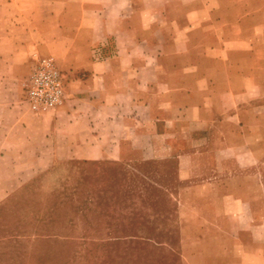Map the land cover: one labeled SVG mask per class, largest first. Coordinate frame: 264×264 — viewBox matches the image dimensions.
<instances>
[{
    "label": "crops",
    "instance_id": "1",
    "mask_svg": "<svg viewBox=\"0 0 264 264\" xmlns=\"http://www.w3.org/2000/svg\"><path fill=\"white\" fill-rule=\"evenodd\" d=\"M154 1L0 0V78L7 84L0 87V126L12 129L22 120H17L19 87L14 84L31 55L55 57L66 73L65 97L55 111L38 118L44 124L46 156L174 159L176 200L187 209L188 236L194 229L193 237L202 243L194 259L188 252L187 264H264V184L237 180L235 174L242 172L235 173L225 158L227 144L242 139L235 125L242 122L236 118L244 109V91L228 90L217 82L221 73L199 66L147 70L153 60L162 66L163 42L171 59L190 60L191 47L198 45L202 55L195 61L211 63L227 55L222 46L229 45V51L243 41H122L131 31L136 35L156 27L147 15L167 11L159 7L163 1ZM192 1L185 12L188 31L208 22L224 29L211 0ZM101 45L110 50L94 60L93 49Z\"/></svg>",
    "mask_w": 264,
    "mask_h": 264
},
{
    "label": "rangeland",
    "instance_id": "2",
    "mask_svg": "<svg viewBox=\"0 0 264 264\" xmlns=\"http://www.w3.org/2000/svg\"><path fill=\"white\" fill-rule=\"evenodd\" d=\"M192 2L160 0L157 7L167 12L146 18L156 27L136 35L131 31L122 41H135V37L138 41H243L229 51V45L222 46L227 55L211 63L195 61L202 55L198 45L191 47L195 54L190 53V60L189 56L171 59L168 44L163 42L162 66L153 60L147 62V70L171 65L193 70L199 66L221 73L217 82L228 90L244 91V109L236 118L242 122L235 125V134L242 139L227 144L225 158L235 173L242 172L235 174L237 180L264 184V0H211L224 29L208 22L206 27L188 31L185 12ZM150 3L155 5L154 0ZM241 22L242 27L236 28ZM109 50L107 45L94 48V60L100 61ZM31 56L24 75L14 84L19 87L17 120H22L12 129L0 126V264H187L188 252L194 259L193 251L201 242L193 237L194 229L188 236L187 209L176 200L179 183L174 159L118 162L46 156L44 124L38 118L60 107L65 92L58 107L38 114L26 102V87L38 58L51 60L63 77V85L66 73L53 56ZM3 80L0 78V87L7 85ZM226 101L230 103L232 98ZM7 136L12 141H6ZM134 140L130 143L137 149ZM27 188H32L31 194L24 193ZM103 194L106 201L92 209L89 198L97 201ZM43 202L53 207L49 214L53 222L45 220L31 228L26 217Z\"/></svg>",
    "mask_w": 264,
    "mask_h": 264
},
{
    "label": "built area",
    "instance_id": "3",
    "mask_svg": "<svg viewBox=\"0 0 264 264\" xmlns=\"http://www.w3.org/2000/svg\"><path fill=\"white\" fill-rule=\"evenodd\" d=\"M26 88V102L35 113L50 111L62 103L63 77L49 59L36 60Z\"/></svg>",
    "mask_w": 264,
    "mask_h": 264
},
{
    "label": "trees",
    "instance_id": "4",
    "mask_svg": "<svg viewBox=\"0 0 264 264\" xmlns=\"http://www.w3.org/2000/svg\"><path fill=\"white\" fill-rule=\"evenodd\" d=\"M32 188H30V189H26L25 190V194H31L32 193ZM106 196L103 194V195H101L100 197H98L97 196V201H95V200H93V197L91 196L90 198H89V200L90 201H88L89 202V204L92 206V209L93 208H96V207H98L99 206V204L102 202V201H106ZM100 201V202H99ZM63 202V204L66 202V200H65V202L64 201H62ZM62 202H60V204H62ZM44 203V205H40L39 204V209L38 210H36V207H37V205L38 204H36L35 206H34V210H35V212L34 211H29V215H27V217H26V221H29V224H30V227L31 228H34V227H36V226H40L41 224H43L44 223V221L45 220H47L46 222H49L50 224L53 222L52 220V218H51V216L49 215V214H51V213H53L54 212V209H53V207H51V206H49V205H47L45 202H43ZM105 205H106V202L104 203ZM43 206V207H42ZM42 207V208H41ZM43 212V216L40 214V213H42ZM1 215V214H0ZM68 221V220H67ZM18 224V225H17ZM17 224H15L17 227L18 226H20V224H19V221H17ZM44 226L45 225H43L41 228H44Z\"/></svg>",
    "mask_w": 264,
    "mask_h": 264
}]
</instances>
